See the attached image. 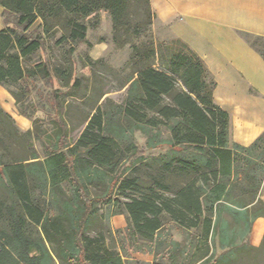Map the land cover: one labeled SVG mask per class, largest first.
Segmentation results:
<instances>
[{
    "label": "trees",
    "instance_id": "16d2710c",
    "mask_svg": "<svg viewBox=\"0 0 264 264\" xmlns=\"http://www.w3.org/2000/svg\"><path fill=\"white\" fill-rule=\"evenodd\" d=\"M0 6L20 29L0 30V85L18 102L13 87L25 93L42 78L53 101L49 130L35 121L18 129L0 104V264H264L258 260L264 241L254 247L248 240L251 220L264 215V131L249 145L230 140L229 113L213 99L208 67L185 40L152 36L149 0H0ZM101 11L113 46H128L126 98L105 99L70 141L61 97L74 95L81 80L70 56L68 65L50 67L41 36L60 31L70 52L83 42L91 47L87 32L99 25ZM37 20L42 33H30ZM240 35L264 60V37ZM136 131L147 150H165L144 155ZM6 140L16 143L14 152ZM131 156L138 157L135 172L141 165L153 170L158 191L145 198L135 196L142 178L125 175ZM115 191L129 196L114 203L155 252L151 260L130 259L88 235L97 205L112 201ZM174 229L182 240L172 238Z\"/></svg>",
    "mask_w": 264,
    "mask_h": 264
},
{
    "label": "rangeland",
    "instance_id": "374dc122",
    "mask_svg": "<svg viewBox=\"0 0 264 264\" xmlns=\"http://www.w3.org/2000/svg\"><path fill=\"white\" fill-rule=\"evenodd\" d=\"M15 17L2 11L0 6V27H14L18 31L20 29L14 26ZM40 20H37L30 28L29 32L33 34L42 33L38 26ZM151 32L155 38L163 39L171 35L168 25L160 23L156 17L152 19ZM52 36L42 34L44 43V57L49 60L50 67L62 68L69 64V56L75 64V76L81 80V88L74 90V95L63 96L61 99L63 107L66 109V114L63 118L66 120L69 129L68 137L70 141L75 139L80 132L85 128V118L91 115L96 106H99L105 99H110L112 102L120 103L126 97V87H122V82L125 79L128 69L124 68L128 57V46L117 48L111 42V26L108 16L101 11V21L96 28H90L87 32V41L92 44L87 46L86 42L80 43L75 47L73 52H70L72 43H60L58 38L60 31H54ZM102 42H99V41ZM94 51V52H93ZM99 52V53H98ZM93 53V54H92ZM38 52L34 59L38 58ZM57 79L55 84L57 88L64 91L66 87L61 86ZM31 88L27 92H23L19 87L14 86L13 89L19 94V101L8 92L5 87L0 86V104L3 109L13 117L16 126L22 131L32 129L33 121L41 128L50 129V119L53 117V101L51 96L52 86L44 79H35L30 84ZM55 87V86H54ZM21 108L28 117L19 114L18 109ZM76 127V128H75ZM73 128H75L73 130ZM133 139L138 146L139 151L146 156L157 155L158 152L165 149L147 150L145 148V139L138 132L133 133ZM10 152H14L13 145L15 142L6 140ZM33 145L36 151L41 152V142L34 141ZM20 148V147H19ZM18 148V149H19ZM28 151L25 149L19 150V155H26ZM128 156V152L125 153ZM137 156H131L125 160L128 166L126 174H138L142 178V186L135 194L138 198H145L146 195L153 194L156 190L150 181V173L153 170L149 167L142 166L139 172H135L137 166ZM125 165V166H126ZM158 191V190H156ZM128 193V192H126ZM164 195H169L168 192H163ZM153 196V195H151ZM112 201L97 205V216L93 218L88 231V235L98 238H104L105 244L115 250L127 255L130 259H140L143 261L151 260L154 256L152 249L145 246L147 241L139 238L133 233V225L127 213L123 211V206L115 204L114 200L118 198L125 202L129 200V196L119 194L117 191L112 194ZM155 198V197H153ZM123 211L119 213V211ZM172 225V223H168ZM35 228V227H33ZM36 230V228H35ZM172 238L182 240L183 237L177 230H172ZM143 247L142 251H137L135 248ZM56 264H60L56 261ZM131 264H134L131 262Z\"/></svg>",
    "mask_w": 264,
    "mask_h": 264
},
{
    "label": "crops",
    "instance_id": "0c3cea01",
    "mask_svg": "<svg viewBox=\"0 0 264 264\" xmlns=\"http://www.w3.org/2000/svg\"><path fill=\"white\" fill-rule=\"evenodd\" d=\"M149 1L158 21L208 67L216 81L213 99L229 113L230 140L251 144L264 131V60L240 32L264 37V0ZM260 192L264 201V187ZM251 221L248 240L258 247L264 241V215ZM258 260L264 261V244Z\"/></svg>",
    "mask_w": 264,
    "mask_h": 264
},
{
    "label": "bare ground",
    "instance_id": "6f19581e",
    "mask_svg": "<svg viewBox=\"0 0 264 264\" xmlns=\"http://www.w3.org/2000/svg\"><path fill=\"white\" fill-rule=\"evenodd\" d=\"M94 52V51H93ZM99 53V52H98ZM93 54V53H92Z\"/></svg>",
    "mask_w": 264,
    "mask_h": 264
}]
</instances>
